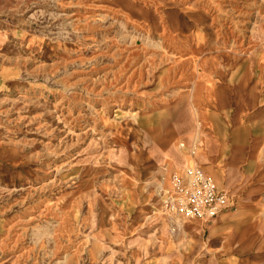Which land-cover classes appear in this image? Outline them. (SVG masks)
I'll use <instances>...</instances> for the list:
<instances>
[{"label": "rangeland", "instance_id": "obj_1", "mask_svg": "<svg viewBox=\"0 0 264 264\" xmlns=\"http://www.w3.org/2000/svg\"><path fill=\"white\" fill-rule=\"evenodd\" d=\"M204 36L228 57L203 61ZM262 37L264 0H0V264H220L206 223L172 233L151 213L173 171L202 167L186 139L156 181L130 158L182 97L204 142L198 102L231 69L264 70Z\"/></svg>", "mask_w": 264, "mask_h": 264}, {"label": "crops", "instance_id": "obj_2", "mask_svg": "<svg viewBox=\"0 0 264 264\" xmlns=\"http://www.w3.org/2000/svg\"><path fill=\"white\" fill-rule=\"evenodd\" d=\"M193 16L201 22L205 20L199 13ZM168 22L178 31L174 18ZM182 23L183 28L189 27L187 21L185 25ZM204 39L203 61L216 65L220 58L228 57L223 51L215 50L207 36ZM223 40L226 41H222L223 45L229 48L242 45L240 40ZM257 40L258 44H264V37ZM223 77L224 83L215 86L204 102H198L208 110L205 119L212 126L205 141L196 132L189 140L194 122L189 101L182 97L163 110L159 118L144 119L148 127L134 139L135 145L142 149L139 152L142 156L135 154L130 158L129 172L135 177L147 176L156 181L159 173L167 172L173 163H184L175 142L185 138L186 146L198 151L195 162L200 163L216 187L229 193L233 201L230 209L206 223V244L213 261L264 264V70L231 69ZM159 202L152 199L151 210ZM151 213L155 215L156 211L153 209Z\"/></svg>", "mask_w": 264, "mask_h": 264}, {"label": "built area", "instance_id": "obj_3", "mask_svg": "<svg viewBox=\"0 0 264 264\" xmlns=\"http://www.w3.org/2000/svg\"><path fill=\"white\" fill-rule=\"evenodd\" d=\"M180 145L184 148V144ZM194 153L192 148L191 155ZM158 190L161 197L159 215L173 233L180 231L184 222L208 223L230 209L233 203L230 194L219 190L198 165L173 171L168 186Z\"/></svg>", "mask_w": 264, "mask_h": 264}, {"label": "bare ground", "instance_id": "obj_4", "mask_svg": "<svg viewBox=\"0 0 264 264\" xmlns=\"http://www.w3.org/2000/svg\"><path fill=\"white\" fill-rule=\"evenodd\" d=\"M241 13V12H240ZM240 15V14H239ZM253 38V37H252ZM210 67V66H209ZM190 134V133H189ZM181 135V134H180ZM187 144V143H186ZM181 146V145H180ZM188 146V145H187ZM191 146V145H190ZM188 148V147H187ZM186 153V152H185ZM195 154V153H194ZM193 159H194V157H193V155L191 156ZM189 158V159H192V158ZM188 158V157H187ZM161 187V186H160ZM183 225H180V227H181V229L183 228L184 229V226L182 227ZM170 232H172V229L170 228ZM181 232H182V230H181ZM173 233V232H172ZM171 233V234H172Z\"/></svg>", "mask_w": 264, "mask_h": 264}]
</instances>
